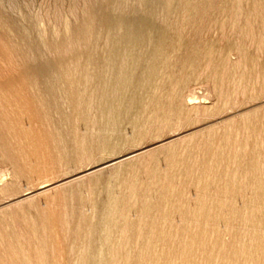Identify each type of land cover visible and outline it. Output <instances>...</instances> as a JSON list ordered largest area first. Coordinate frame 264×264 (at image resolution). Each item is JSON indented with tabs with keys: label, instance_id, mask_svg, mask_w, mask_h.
Returning a JSON list of instances; mask_svg holds the SVG:
<instances>
[{
	"label": "rangeland",
	"instance_id": "374dc122",
	"mask_svg": "<svg viewBox=\"0 0 264 264\" xmlns=\"http://www.w3.org/2000/svg\"><path fill=\"white\" fill-rule=\"evenodd\" d=\"M185 1L0 0V264H264V17Z\"/></svg>",
	"mask_w": 264,
	"mask_h": 264
},
{
	"label": "bare ground",
	"instance_id": "6f19581e",
	"mask_svg": "<svg viewBox=\"0 0 264 264\" xmlns=\"http://www.w3.org/2000/svg\"><path fill=\"white\" fill-rule=\"evenodd\" d=\"M197 1V0H196ZM231 1V2H230ZM226 0L221 6V10L225 13L226 12V14L228 15V16H230V17H232V15H234L235 14V11L238 9L239 11H241V4H240V1H237V0ZM245 1V5H246V9H245V11H244V15L246 16V18H247V21H246V26H249L250 25V22L252 21V20H248L250 17H251V15H256V16H260L262 19H263V17H264V6L262 5V3H261V0H244ZM128 4H129V1H127V2H125L124 4H123V7H127L128 6ZM184 4H185V6L183 5V13L185 14L187 11H188V9L191 7L192 9H194V8H196V6L197 5H195V1L193 0H186L185 2H184ZM200 3L198 2V5H199ZM120 6H122V4H116V7H120ZM121 8V7H120ZM130 8V7H129ZM197 9L198 8H196V10H195V12H197ZM241 13V12H240ZM253 15V16H254ZM184 16V15H183ZM229 22H230V20H229ZM245 26V27H246ZM108 33H109V30L107 31V34H106V36L108 35ZM249 35H251V34H246V36H249ZM130 39V38H129ZM136 41V40H135ZM148 40L146 39V40H143L142 42H146V44L145 45H147V46H149V45H151L152 43L151 42H147ZM262 44H263V41H262V38L261 39H259V40H257V46L259 47V48H261L262 47ZM131 51H135V48L131 45L130 47H129V49H128V51L126 52V53H128V52H131ZM105 60H108V59H105ZM127 63H125L124 61H122V63H121V68H124V70L126 71V73H125V75L123 76L124 78H122L121 80H120V83H119V85L117 86V88L119 89V90H121L122 91V89L123 88H126L127 86H128V83H129V79L128 78H131V77H134V74L136 73L135 71H134V69H132L131 68V66H130V63L128 62V61H126ZM160 60L159 61H156V62H154L153 63V67L154 68H156V69H158V67L160 66ZM166 62V60H162V63L164 64ZM152 65V63H147L146 64V67H150ZM160 68H161V66H160ZM227 73H228V69H227V67H224V70H223V74H221V78H223L225 75H227ZM215 78H217V77H215ZM220 78V79H221ZM103 84H106V83H102V85ZM120 91V92H121ZM103 92V91H102ZM120 92H118V93H120ZM243 93V92H242ZM171 94L173 95V96H175L176 95V91L175 90H173L172 92H171ZM242 95H244V94H242ZM93 96H95V95H92V97ZM100 94H99V92H98V94H97V98L99 99L100 98ZM139 98V95H136L135 96V98H134V101L136 100V99H138ZM92 100V99H91ZM117 107V106H116ZM114 106L112 105V104H110L107 108H106V110H105V112H104V116L102 117V114H99L100 112H92V107H90L89 105L87 106V110L85 111L86 113H87V116H91V114L93 115L92 116V118H90L91 119V123L93 124V126L94 125H96L97 124V122H99L100 124L101 123H104L105 122V120H108L109 119V116H110V114H112L113 113V111H114ZM246 110V109H245ZM125 114V113H124ZM98 115H100L101 117L99 118L98 117ZM88 118V119H89ZM115 125V123L114 124H111V127H113ZM183 138V137H182ZM181 138V139H182ZM171 143V142H170ZM156 144H160L159 142L158 143H153V144H150V145H148V146H145V147H142V148H140V149H138L137 151H141V152H143V151H148V152H151L152 151V147L154 146V145H156ZM116 146H112L111 148L112 149H116L115 148ZM150 148H152V149H150ZM92 149V148H91ZM137 151H132L131 153H127V155L126 154H124V155H120V156H118V157H115V158H113V159H111V160H107L106 162H103V163H100V164H97V165H94V166H91V167H88V168H85L84 170H82V171H80V172H78V173H76V174H73V175H71L69 178H65L63 181H55V182H52V183H49V184H46V185H40V187H38V188H36L35 189V191L34 192H36V195H37V193L39 194V193H41V192H45L46 190H51V189H60V185L61 184H63V183H65V182H68V183H72L73 181H76V180H78V179H80L81 177H83V176H89V174H93V173H95V172H97L99 169H103V168H106V167H108V166H112V165H114L115 163H117L118 161H121V160H123V157H127L128 155H131V154H133V153H135V152H137ZM147 152V153H148ZM143 154V153H142ZM78 157H79V155H78ZM82 161H84L85 162V160H91V159H93L94 158V153L90 150L89 151V153H87V152H85V151H83V149H82V154L80 155V157H79ZM122 158V159H121ZM117 160V162H114V161H116ZM113 162V163H112ZM66 164H61V167H64ZM89 185V184H88ZM3 189V188H2ZM4 190V189H3ZM2 191V190H1ZM7 192V191H6ZM5 192V193H6ZM32 192V191H31ZM56 195V194H55ZM63 196H66V194L64 193L63 194ZM71 198H73V195H71L70 196ZM74 199V198H73ZM108 199V198H107ZM106 202H107V200H106V198H105V203L104 204H106ZM101 203V202H100ZM96 207L98 206V203H97V205H95ZM104 206V205H103ZM92 207V206H91ZM96 207H95V209H94V212H95V210H96ZM99 208V207H98ZM97 208V209H98ZM93 210V209H92ZM93 212V213H94ZM70 213H71V211H70ZM69 213V211L68 210H64L63 212H61L60 214H58L57 216H56V218H57V223H58V225H59V229L60 230H63L64 229V227L65 226H67V225H69V223L73 220V218H72V215ZM96 213V212H95ZM82 214H84V213H82ZM93 215V214H92ZM83 216V215H82ZM56 218H55V220H56ZM84 218V217H83ZM82 220V218L80 219V223H82L83 224V222L81 221ZM78 230H80V227H78ZM44 232H46L47 230L45 229V230H43ZM53 236H54V234H51V235H45V237L48 239V240H51V241H53L54 240V238H53ZM58 237V236H57ZM58 241V240H57ZM60 241V240H59ZM58 241V243H60ZM40 242V241H39ZM56 243V242H55ZM57 243V244H58ZM62 243V242H61ZM86 244V245H85ZM83 243V245H81V246H70L69 247V255H70V258L72 259V257H77V259H74V262H73V264H81V261H82V258L84 257V254H88L87 253V249H88V245H87V243ZM59 245V244H58ZM61 245V244H60ZM63 247V246H62ZM35 248L37 249V246H35ZM59 250V249H58ZM62 250V249H61ZM89 250V249H88ZM91 250V249H90ZM93 252V251H92ZM91 253V252H90ZM56 254V256H58V262H57V264H61V262H60V260L59 259H61V252H60V250H59V252H57V253H55ZM73 255V256H72ZM92 255V254H91ZM43 255L42 254H40V255H38L37 257H42ZM75 257V258H76ZM87 256H85V258H86ZM90 257V256H89ZM88 258V257H87ZM63 259V258H62ZM89 259V258H88ZM87 259V260H88ZM54 260H56V258L54 259ZM48 259H46V257L45 258H43V263L42 264H48ZM85 261V260H84Z\"/></svg>",
	"mask_w": 264,
	"mask_h": 264
}]
</instances>
